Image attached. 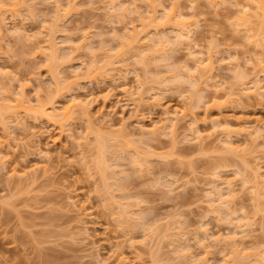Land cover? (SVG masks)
I'll return each instance as SVG.
<instances>
[{
  "label": "clouds",
  "instance_id": "obj_1",
  "mask_svg": "<svg viewBox=\"0 0 264 264\" xmlns=\"http://www.w3.org/2000/svg\"><path fill=\"white\" fill-rule=\"evenodd\" d=\"M0 264H264V0H0Z\"/></svg>",
  "mask_w": 264,
  "mask_h": 264
},
{
  "label": "rangeland",
  "instance_id": "obj_2",
  "mask_svg": "<svg viewBox=\"0 0 264 264\" xmlns=\"http://www.w3.org/2000/svg\"><path fill=\"white\" fill-rule=\"evenodd\" d=\"M255 118H258V117L249 115V119H255ZM80 194L83 195V192L81 191ZM82 206L83 207H88L87 204H82ZM97 227L100 228V229H102V228L106 227V225L104 223H100V224L97 225ZM125 255H131V253L130 252H125Z\"/></svg>",
  "mask_w": 264,
  "mask_h": 264
}]
</instances>
